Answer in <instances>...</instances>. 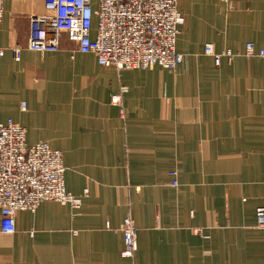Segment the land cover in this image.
I'll list each match as a JSON object with an SVG mask.
<instances>
[{
    "label": "crops",
    "instance_id": "1",
    "mask_svg": "<svg viewBox=\"0 0 264 264\" xmlns=\"http://www.w3.org/2000/svg\"><path fill=\"white\" fill-rule=\"evenodd\" d=\"M4 10L0 121L62 153L80 205L19 212L15 234L0 231V264H264V60L246 55L264 49V0H181L174 71L102 67L66 34L57 52L29 51L44 0ZM207 44L233 58L217 66ZM128 217L132 260L121 257Z\"/></svg>",
    "mask_w": 264,
    "mask_h": 264
},
{
    "label": "built area",
    "instance_id": "2",
    "mask_svg": "<svg viewBox=\"0 0 264 264\" xmlns=\"http://www.w3.org/2000/svg\"><path fill=\"white\" fill-rule=\"evenodd\" d=\"M5 1L0 0V27ZM180 1L44 0L43 13L30 19L26 49L41 55L57 52L61 37L66 34L77 45V52L94 55L102 67L150 71L159 66L174 71L184 60L176 52L180 28L185 24L179 11ZM11 51L15 61L23 59L24 49L16 46ZM4 53L0 50V56ZM205 54L213 56L217 66L223 57L233 58L231 51L216 54L211 44L205 46ZM246 55L264 60V49L256 50L249 43ZM120 102V96L113 98V103ZM25 109L23 104L22 110ZM26 133L12 119L0 121V231L5 235L15 234L16 215L21 211L34 213L44 202L80 205V200L66 190L62 153L51 149L47 142L29 146ZM256 216L259 227L264 228V207L256 210ZM122 233L121 257L132 260L138 242L130 217L124 220Z\"/></svg>",
    "mask_w": 264,
    "mask_h": 264
},
{
    "label": "rangeland",
    "instance_id": "3",
    "mask_svg": "<svg viewBox=\"0 0 264 264\" xmlns=\"http://www.w3.org/2000/svg\"><path fill=\"white\" fill-rule=\"evenodd\" d=\"M156 67H159V66H156ZM154 68H155V67H154ZM154 68H153V69H154ZM153 69H152V70H153ZM124 71H126V70H124ZM257 221H258V220H257ZM258 226H259V225H258ZM123 249H124V248H123Z\"/></svg>",
    "mask_w": 264,
    "mask_h": 264
}]
</instances>
